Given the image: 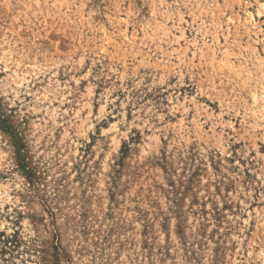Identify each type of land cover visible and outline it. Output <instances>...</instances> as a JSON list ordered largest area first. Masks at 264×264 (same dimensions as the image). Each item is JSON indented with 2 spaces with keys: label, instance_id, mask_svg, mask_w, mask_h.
<instances>
[{
  "label": "rangeland",
  "instance_id": "1",
  "mask_svg": "<svg viewBox=\"0 0 264 264\" xmlns=\"http://www.w3.org/2000/svg\"><path fill=\"white\" fill-rule=\"evenodd\" d=\"M0 264H264V0H0Z\"/></svg>",
  "mask_w": 264,
  "mask_h": 264
}]
</instances>
